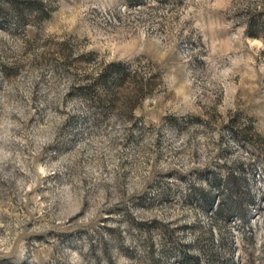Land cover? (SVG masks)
I'll return each mask as SVG.
<instances>
[{
  "label": "rangeland",
  "instance_id": "obj_1",
  "mask_svg": "<svg viewBox=\"0 0 264 264\" xmlns=\"http://www.w3.org/2000/svg\"><path fill=\"white\" fill-rule=\"evenodd\" d=\"M0 264H264V0H0Z\"/></svg>",
  "mask_w": 264,
  "mask_h": 264
},
{
  "label": "trees",
  "instance_id": "obj_2",
  "mask_svg": "<svg viewBox=\"0 0 264 264\" xmlns=\"http://www.w3.org/2000/svg\"><path fill=\"white\" fill-rule=\"evenodd\" d=\"M253 22H255L254 17H250L249 20H248V24H247V30H248L247 32H248V34L250 36L256 35V32L252 31V28H253V25H254Z\"/></svg>",
  "mask_w": 264,
  "mask_h": 264
}]
</instances>
